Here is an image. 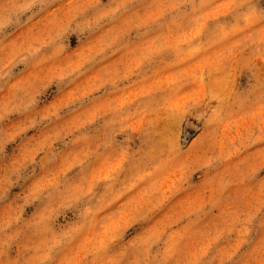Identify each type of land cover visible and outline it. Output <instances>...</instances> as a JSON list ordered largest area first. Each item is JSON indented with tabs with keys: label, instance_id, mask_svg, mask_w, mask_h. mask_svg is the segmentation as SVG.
I'll return each mask as SVG.
<instances>
[{
	"label": "rangeland",
	"instance_id": "rangeland-1",
	"mask_svg": "<svg viewBox=\"0 0 264 264\" xmlns=\"http://www.w3.org/2000/svg\"><path fill=\"white\" fill-rule=\"evenodd\" d=\"M21 137L0 264H264V0H0Z\"/></svg>",
	"mask_w": 264,
	"mask_h": 264
},
{
	"label": "snow or ice",
	"instance_id": "snow-or-ice-1",
	"mask_svg": "<svg viewBox=\"0 0 264 264\" xmlns=\"http://www.w3.org/2000/svg\"><path fill=\"white\" fill-rule=\"evenodd\" d=\"M43 127V125H41ZM26 139V137H21L20 140L17 141L16 144L8 145L6 151H0V163L5 162V158H11V155L14 153V149L17 147V145L23 140ZM32 171L31 168H29L28 172L24 173L25 176H27ZM38 174V173H37ZM25 185L21 184L20 187H24ZM19 190V189H17ZM53 196H55L57 193L53 190L51 193Z\"/></svg>",
	"mask_w": 264,
	"mask_h": 264
}]
</instances>
